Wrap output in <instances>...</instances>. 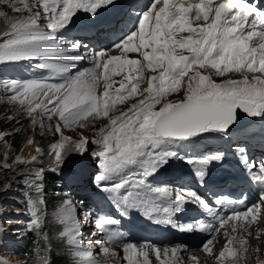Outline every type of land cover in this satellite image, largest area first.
<instances>
[{
  "label": "snow or ice",
  "instance_id": "snow-or-ice-1",
  "mask_svg": "<svg viewBox=\"0 0 264 264\" xmlns=\"http://www.w3.org/2000/svg\"><path fill=\"white\" fill-rule=\"evenodd\" d=\"M20 2L23 7L14 6V10L27 11L29 15L5 20L6 30L0 31V63L59 55L68 63L56 66L53 70L66 73L72 62L83 57L67 55L63 45L57 44V33L71 23L78 11L94 16L98 9L113 4L114 0H35L32 5L26 0ZM37 4L42 5L43 17L40 11L32 12ZM158 4H161V0H152L146 10L137 13L134 30L114 45L116 48L123 46L127 51L140 52L142 61L127 59L123 55L104 60L105 52L100 51L93 57V71L90 74L80 73L70 80L67 87L65 84H49L37 80L6 79L0 83L7 98L19 102L29 114L40 109L48 120L52 115H58L67 127L93 114L107 117L112 105L111 98L115 96L122 100L135 94L137 83L144 79L145 68L153 71L162 69L159 75L152 76L148 81V87L144 90L148 93L146 100L133 104L126 113L110 118V127L101 129L98 137L92 141L98 146V150L92 154L99 168L95 176L97 186L112 195L117 207L125 210L145 207L149 214L163 213L164 219L157 223L172 224L174 213L179 212L184 204L194 203L212 216L220 226L229 220L240 219H245L250 224L255 219L249 215L253 212L252 207L241 212L233 206L229 215L220 214L223 206L239 204L242 201L218 197L215 201L216 207H213L195 191L157 186L149 178L154 177L170 159L178 158L189 164L201 165L197 175L202 179L205 176L203 166L211 160H220L222 154L197 159L181 155L169 146L204 133L226 132L236 120L237 109H242L250 116H264V75H254L251 79L244 75L239 80L227 79L217 83L210 75L195 71L186 83L185 99L177 103L166 102L158 111L153 109L161 98L180 90L184 77L194 65L211 67L220 76L233 71L264 74V10L255 3L249 4L244 0H224L215 7L213 0H199V3L187 5L183 0H162V6L157 7ZM0 17H6V13L0 12ZM41 18L46 21L44 26L40 23ZM201 19L205 21L204 24L193 26V20ZM185 30L194 35L175 38L174 33ZM78 47L79 43L71 45L72 50ZM177 47L187 49L190 54H178ZM149 48L151 51L145 50ZM38 67L53 66L40 64ZM125 67L140 73L138 78L131 74L128 76L129 81L135 80L136 83L131 86L121 83L119 89L110 92V73L113 70L122 72ZM100 68H103L102 74L96 71ZM101 75L105 86L102 95H97L96 88ZM41 95L43 99H40ZM45 126L41 120V129ZM55 131L60 134V140L49 146V155L57 165L63 163L64 155L70 151L79 152L81 155L87 151V138L71 142L61 132L60 124H56ZM29 143H32L31 139ZM36 150L41 152L40 148ZM237 150L241 152V163L245 165L251 178L264 185V163L259 165V172H256L253 170L256 167L255 162L248 161L246 155H243V149ZM36 160L37 157H32V161ZM133 166H138L139 171L132 172L130 169ZM42 172L43 169L37 171L30 181L35 185L37 193L40 192V185L35 181L40 179ZM260 195L264 202V190ZM38 203L42 205L43 201L39 200ZM28 206L32 215L28 228L38 229L42 208H37L31 198ZM75 212L76 205L71 199H65L57 211L59 222L66 226L61 236H67L68 243L75 246L74 255L78 257L76 264H97L91 251V243L89 242L87 248L80 247L77 239L80 228ZM89 215L90 212L85 213L84 219L87 220ZM118 223L113 218L103 216H97L95 220L96 228L105 233L108 239L117 237L109 226ZM178 228L187 232L218 231L216 226L203 219L180 224ZM211 243L209 239L203 245L209 252L211 249L208 246ZM231 243L232 240L229 245ZM239 243L241 249L226 246L220 257H236L238 251L246 252L247 241ZM96 244L100 245V240ZM124 247L130 264H137L134 259L137 254L135 245L125 244ZM101 248L108 251L103 245ZM177 250L173 248L171 251L176 253ZM167 253L168 249H165L164 254ZM142 255L145 258L144 264H148V253L143 252ZM156 255L159 258L158 249Z\"/></svg>",
  "mask_w": 264,
  "mask_h": 264
},
{
  "label": "rangeland",
  "instance_id": "rangeland-1",
  "mask_svg": "<svg viewBox=\"0 0 264 264\" xmlns=\"http://www.w3.org/2000/svg\"><path fill=\"white\" fill-rule=\"evenodd\" d=\"M26 2L32 5L35 0H26ZM14 6L22 8L23 4L20 0H7V2L0 0V12L6 13V17H0L1 31L6 29V19L26 17L29 15L27 11H15ZM40 9H42V5L37 4L32 8V12L35 13L40 11ZM10 68L13 69L15 66L10 65ZM31 73L32 69H29L28 72L26 69H22L21 71L10 70L8 73L0 76V82L6 79H17L20 81L35 80ZM13 75H17L16 78H14ZM37 81H42V79ZM139 92L140 91L137 89L135 94L128 96V102L134 101ZM40 99L42 98L40 97ZM128 102H115L112 104L113 109L108 113L107 117L93 114L87 119L81 120L79 123L64 127L61 124L63 121L58 115H52L51 119L48 120L43 116L40 109H36L29 114L19 102H13L7 98L2 83H0V125L11 121L17 124L15 128L6 127L0 129V264L47 263L48 255H46L45 252L37 249L39 254H36V258H34L31 256L26 246L24 247L29 228L26 225L23 215H31V209L28 206L29 198L36 203L37 208H42L41 220L44 216H48V218L53 221V224H50L53 228H51L49 232L53 231L57 233L52 234L54 240L49 242V247L72 250L70 244L67 243L68 237L61 236L66 226L59 222L57 211L64 201L58 202L57 199L54 198L59 197L60 193L46 190L45 184L51 183H48L46 180H41L43 178V173H41L40 179L35 181L36 184L40 185V192L37 193L35 185L30 183L34 178V175L31 174L36 173L42 169L43 166L47 167L48 164L55 163L53 157L49 155V146L60 140V134L55 131L56 124L61 125V132L64 136L69 137L70 141L73 143L80 141L82 138H87L89 143L86 145L87 151L83 155L89 158L94 153L95 144L92 143V141L98 137L101 129H106V124H109L110 118H115L125 112ZM9 117H12V119H9ZM52 118L54 119L52 120ZM41 120H43V123L46 125L43 129L40 127ZM34 121H36V123H34ZM20 124L21 126H18ZM48 125L51 127H48ZM5 135L11 137L15 136L16 139H22V142L19 146H14L9 138H2ZM30 139L32 140L31 144L29 143ZM37 148H40L41 152L38 153L36 150ZM70 152L80 154L76 151ZM70 152L64 156L70 154ZM32 157H37V160L32 161ZM17 158H19V160ZM169 162L170 160L166 165H168ZM4 165H7V167H4ZM26 180L29 182L26 183ZM46 194L48 196H46ZM39 200L43 201L42 205L38 203ZM72 202L75 204L74 201ZM75 215L76 218L81 217V213L77 207ZM39 229H45L42 221ZM4 241L6 242L3 245ZM13 241L17 243L16 249L9 246L10 242ZM61 241L67 242L62 244ZM11 244L15 246L14 243ZM6 246L8 247L6 248ZM98 250H100L99 247ZM110 253H103V257H106ZM101 254L102 252L99 253V255ZM12 255L13 257L10 258ZM67 256L68 254L58 255V257L62 259V264H72L66 262ZM109 258H112V256ZM10 260L14 261L10 262Z\"/></svg>",
  "mask_w": 264,
  "mask_h": 264
},
{
  "label": "trees",
  "instance_id": "trees-1",
  "mask_svg": "<svg viewBox=\"0 0 264 264\" xmlns=\"http://www.w3.org/2000/svg\"><path fill=\"white\" fill-rule=\"evenodd\" d=\"M16 126L17 124L11 121L8 123H2V125H0V129L6 128V127L15 128ZM18 126H21V124ZM7 138H9V140L14 146H19L20 143L22 142V139H16L15 136L13 137L8 136ZM70 154L75 155V153L73 152H70ZM44 176H45V180L48 183H51V184H45V188L46 190H51L52 185L55 183L54 177L51 173L49 172L47 173L46 171H45ZM46 196L48 195L46 194ZM50 224H53V221L50 218H48V216H44L43 225H44L45 231L42 229L30 230L28 232L27 242L25 245H26V248L29 250L32 257L36 258V254L38 255L39 254L38 252L42 251L48 255V258H47L48 261L46 264H61V259L57 258L54 254L56 249H54L53 247L51 248L49 247V242L54 240L52 237V234L49 233V230H51ZM46 238H48V240H46ZM37 249L39 251H37Z\"/></svg>",
  "mask_w": 264,
  "mask_h": 264
},
{
  "label": "bare ground",
  "instance_id": "bare-ground-1",
  "mask_svg": "<svg viewBox=\"0 0 264 264\" xmlns=\"http://www.w3.org/2000/svg\"><path fill=\"white\" fill-rule=\"evenodd\" d=\"M43 240V239H42ZM5 242L6 241H4V243H3V245L5 244ZM10 243H14V241L13 242H10ZM10 246V245H9ZM10 257V256H9ZM13 257V255L10 257V258H12ZM14 260H10V262H13Z\"/></svg>",
  "mask_w": 264,
  "mask_h": 264
},
{
  "label": "water",
  "instance_id": "water-1",
  "mask_svg": "<svg viewBox=\"0 0 264 264\" xmlns=\"http://www.w3.org/2000/svg\"><path fill=\"white\" fill-rule=\"evenodd\" d=\"M3 137H5V136H3Z\"/></svg>",
  "mask_w": 264,
  "mask_h": 264
}]
</instances>
